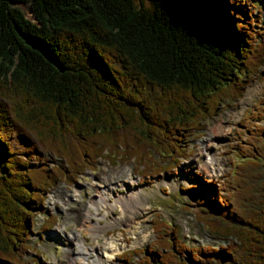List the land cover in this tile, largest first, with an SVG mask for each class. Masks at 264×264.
Listing matches in <instances>:
<instances>
[{"label":"trees","instance_id":"16d2710c","mask_svg":"<svg viewBox=\"0 0 264 264\" xmlns=\"http://www.w3.org/2000/svg\"><path fill=\"white\" fill-rule=\"evenodd\" d=\"M15 4L29 5L34 20ZM253 8L250 0H0V264H31L48 194L74 185L98 158L133 164L144 178L189 158L188 133L204 131L224 100L237 104L264 67ZM244 120L225 196L207 195L196 215L227 245L188 248L158 216L149 251L127 261L264 264V96ZM55 223L51 215L42 232Z\"/></svg>","mask_w":264,"mask_h":264},{"label":"rangeland","instance_id":"374dc122","mask_svg":"<svg viewBox=\"0 0 264 264\" xmlns=\"http://www.w3.org/2000/svg\"><path fill=\"white\" fill-rule=\"evenodd\" d=\"M250 3L255 6V16L261 17L264 28V0H250ZM15 6L26 18L34 20L29 5ZM260 70L242 100L237 104L224 100L203 120L204 131L188 133L184 142L189 158L183 160L176 175L145 180L133 173V164L114 166L98 158L95 169L85 171L75 185L60 184L45 201L47 214H38L35 218L34 235L30 240L32 252L26 261L31 264H99L98 256L102 254L107 258L109 250L112 258L105 261L106 264H139L137 256L127 262L126 253L149 248L155 241L152 226L158 216L171 228H177V235L188 248L226 246L227 242L215 240L205 231L196 215L207 210L201 205L204 194L210 191L215 195L226 181L232 164H237L238 134L245 131L242 120L246 113L258 108L264 94V67ZM261 125L264 128V122ZM131 180L134 181L130 185ZM51 215L57 223L50 232H42L41 227ZM91 219L98 228L91 225ZM76 238L78 241L82 238L85 246L79 243L85 253L80 248L83 252L80 254L78 243L74 244ZM111 241L116 247L110 245Z\"/></svg>","mask_w":264,"mask_h":264},{"label":"bare ground","instance_id":"6f19581e","mask_svg":"<svg viewBox=\"0 0 264 264\" xmlns=\"http://www.w3.org/2000/svg\"><path fill=\"white\" fill-rule=\"evenodd\" d=\"M216 132V130L214 131V133ZM213 161H214V159H213ZM209 166V165H208ZM213 166V165H212ZM118 243V242H117ZM110 245H112V247H116V243L115 242H110ZM78 246H79V248H82V251L85 253V250H83L84 248L82 247V245L78 242ZM110 247V246H109ZM87 251V250H86ZM82 252V253H83ZM114 252V251H113ZM105 257H107V258H104V255H102L101 254V256H98V258H97V261H98V263L100 264L101 262H105V261H107V262H109L110 261V257H111V255H109V250L107 251V254H106V256ZM104 258V259H103ZM112 258V257H111ZM104 260V261H103ZM95 264V263H94Z\"/></svg>","mask_w":264,"mask_h":264}]
</instances>
